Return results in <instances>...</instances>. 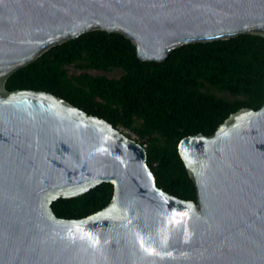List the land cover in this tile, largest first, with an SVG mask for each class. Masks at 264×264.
I'll return each instance as SVG.
<instances>
[{"label":"water","instance_id":"water-1","mask_svg":"<svg viewBox=\"0 0 264 264\" xmlns=\"http://www.w3.org/2000/svg\"><path fill=\"white\" fill-rule=\"evenodd\" d=\"M120 33L142 62L186 44L264 36V0H0V264H264V104L178 155L196 202L158 188L143 146L44 91L5 82L84 33ZM113 186L81 219L52 203Z\"/></svg>","mask_w":264,"mask_h":264},{"label":"trees","instance_id":"trees-1","mask_svg":"<svg viewBox=\"0 0 264 264\" xmlns=\"http://www.w3.org/2000/svg\"><path fill=\"white\" fill-rule=\"evenodd\" d=\"M71 65L77 73L68 71ZM90 70H121L123 75L108 78ZM5 88L50 93L131 132L146 145L157 187L196 202L195 185L177 146L188 136H211L242 108H261L264 36L186 44L157 63L140 61L124 35L94 30L50 48L11 74ZM112 196L113 186L103 183L78 198L59 199L51 208L58 218L81 219L105 208Z\"/></svg>","mask_w":264,"mask_h":264},{"label":"rangeland","instance_id":"rangeland-1","mask_svg":"<svg viewBox=\"0 0 264 264\" xmlns=\"http://www.w3.org/2000/svg\"><path fill=\"white\" fill-rule=\"evenodd\" d=\"M67 69H68V71L71 72V73H77V72H78V70H77L73 65L69 66ZM89 73H90L91 75H95V76H97V75H103V76H106V77H108V78H119V77H121V76L123 75V72H122L121 70H112V71H110V72L91 71V70H90ZM212 92L215 93L217 96H226V97H229L227 94H221V93H219V92H217V91H215V90H212ZM121 130H122L125 134L129 135L130 137H135V136H134L131 132H129V131H127V130H123L122 128H121Z\"/></svg>","mask_w":264,"mask_h":264},{"label":"built area","instance_id":"built-area-1","mask_svg":"<svg viewBox=\"0 0 264 264\" xmlns=\"http://www.w3.org/2000/svg\"><path fill=\"white\" fill-rule=\"evenodd\" d=\"M120 130H121V128H120ZM122 131V130H121ZM123 132V131H122ZM124 133V132H123ZM135 136V135H134ZM131 139H133V140H135V141H137V137L135 136V137H130ZM138 142V141H137ZM143 146V148H146V145H142Z\"/></svg>","mask_w":264,"mask_h":264}]
</instances>
